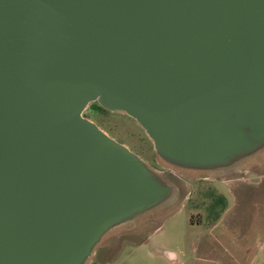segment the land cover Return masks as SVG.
I'll return each mask as SVG.
<instances>
[{
    "label": "water",
    "instance_id": "1",
    "mask_svg": "<svg viewBox=\"0 0 264 264\" xmlns=\"http://www.w3.org/2000/svg\"><path fill=\"white\" fill-rule=\"evenodd\" d=\"M92 102L170 167L240 168L264 151V0H0V264H87L179 203Z\"/></svg>",
    "mask_w": 264,
    "mask_h": 264
},
{
    "label": "rangeland",
    "instance_id": "2",
    "mask_svg": "<svg viewBox=\"0 0 264 264\" xmlns=\"http://www.w3.org/2000/svg\"><path fill=\"white\" fill-rule=\"evenodd\" d=\"M86 118L95 123L109 137L137 154L153 170L178 187L180 186V175L183 177L191 175H194L193 177L199 175L209 177L191 182L189 196L182 207L178 208L176 204L149 212L131 223L113 229L103 237L98 246L101 244H126L128 248L123 252L122 257L129 255L135 244H146L150 251L156 255H160L163 249L177 250L182 254L189 255L191 244L199 242L204 234L205 225L215 219L224 225L216 231L219 236L232 238L237 237V234L241 235V200L234 201L227 193V186L222 185L220 181L227 174L206 172L192 174L190 171L168 166L156 154L152 140L132 118L121 112L105 111L97 102L88 105ZM263 159L264 151L246 162ZM191 213L201 216L203 226L189 225ZM237 244H241V239ZM98 261V258H91L87 264H98Z\"/></svg>",
    "mask_w": 264,
    "mask_h": 264
},
{
    "label": "crops",
    "instance_id": "3",
    "mask_svg": "<svg viewBox=\"0 0 264 264\" xmlns=\"http://www.w3.org/2000/svg\"><path fill=\"white\" fill-rule=\"evenodd\" d=\"M193 176H179L178 208L185 204L191 182L209 178ZM220 181L227 186V193L234 201L241 200V235L232 238L219 236L216 231L224 225L215 219L205 225L199 242L191 244L189 255L167 249L156 255L146 244H135L133 254L122 257L128 248L126 244H101L92 258H98V264H264V159L246 162ZM189 225L203 226L201 216L191 213ZM240 239L241 244H237Z\"/></svg>",
    "mask_w": 264,
    "mask_h": 264
},
{
    "label": "built area",
    "instance_id": "4",
    "mask_svg": "<svg viewBox=\"0 0 264 264\" xmlns=\"http://www.w3.org/2000/svg\"><path fill=\"white\" fill-rule=\"evenodd\" d=\"M88 109V106L86 107V109H84L83 111H82V113H81V115L83 116V117H85L86 118V110Z\"/></svg>",
    "mask_w": 264,
    "mask_h": 264
},
{
    "label": "flooded vegetation",
    "instance_id": "5",
    "mask_svg": "<svg viewBox=\"0 0 264 264\" xmlns=\"http://www.w3.org/2000/svg\"><path fill=\"white\" fill-rule=\"evenodd\" d=\"M105 111H107L106 109H105ZM111 112V111H110Z\"/></svg>",
    "mask_w": 264,
    "mask_h": 264
}]
</instances>
